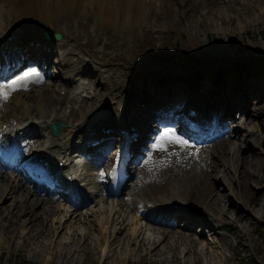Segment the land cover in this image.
Listing matches in <instances>:
<instances>
[{
    "label": "bare ground",
    "instance_id": "1",
    "mask_svg": "<svg viewBox=\"0 0 264 264\" xmlns=\"http://www.w3.org/2000/svg\"><path fill=\"white\" fill-rule=\"evenodd\" d=\"M47 1L48 0H37L36 2L39 13L41 14L40 16L34 17L33 12H30L27 17L23 15L25 11L20 10L19 13L24 17L18 18L16 0H0V72L2 71L3 75H9L22 63L34 61L40 64L42 60L46 58L48 60L50 56L45 57L46 53L57 55L59 59L58 62L61 66L62 63L71 66L74 62L72 57L68 56L72 48L67 47L68 42L66 40L61 43L52 44L45 43L43 39L38 37H36L34 41V39L24 40L15 36L17 35V26L23 24L24 21H34V19H37V23L41 25V29H47L49 31L53 28L52 26L55 25L54 20L56 21L62 17H66V20H69L71 17H74L75 10L78 7L77 0H65L62 10L57 12V18L53 19L54 13L45 12ZM113 1L114 0H83V4L90 6L98 4L100 13L96 21L100 27L106 26L107 22V26H109L110 23L111 26L116 25L115 21H111L109 17L102 15V8L105 7L106 2L110 3V7L114 8L116 12L115 14L119 16L122 14L127 21L122 23L123 26L119 27L121 28L120 32L124 31L134 18L139 22V16H142L146 22H150L149 16L151 12L158 9L160 5H162V2H167V0H117L116 4H113ZM135 1L137 2L136 12L134 11ZM177 1L184 4L183 9H185L186 6L192 5L196 12L197 18H186L184 20L183 26L189 35L196 37L202 44L208 43L210 46L208 33L206 31L208 24L212 25V22H214L213 24H216L214 28L217 32L228 34L233 32L235 28H238L237 30L242 34L248 19H252L253 24H255V21L258 19L255 14L253 17H247L245 14L249 13V15H252L254 12L251 11L253 10L251 9V2L263 3L264 0H250L251 2H249V0H230V3L224 1L225 3L222 5L216 3L220 0ZM237 2L239 5L243 4V8L235 6ZM227 4H230V9H232L231 12L236 11V17L230 16L229 14L226 15V13H228L227 10H229ZM260 8L262 14H264V5L260 6ZM183 9H179V11L184 12ZM6 13L9 14L10 17H6ZM79 14H81V11H79L76 16H79ZM14 15H16V23L10 21L11 17ZM4 27L10 28L4 29L5 33H3L2 28ZM203 31L205 37L201 38L200 32ZM28 37L33 38L31 36ZM261 40V44L253 42L252 53L257 52L258 54L261 52V47L263 46L264 48V38L261 37ZM11 41V49L6 50L5 46L8 47ZM219 47L221 48L222 44H220ZM8 51H10V53H7ZM90 57L95 63L106 66L105 71H107V75L100 73L99 68L94 66L91 67L87 59L85 61L82 60L81 64L77 67H71L70 71L66 73L67 75H63L62 77L70 78L71 82L74 80L75 74H90L95 78L94 81L97 80L98 84L103 87L105 94L110 96L108 97L109 99L111 97H118L113 104L108 105L109 116L107 117H104L101 110L96 112L93 108L95 104L98 103L96 97H91L88 103L81 99L80 109L78 111L71 108L66 112L64 100L69 98L67 97V93L68 96L70 95L69 91L62 95L60 93V88L62 87H60L61 84L59 82L47 85L44 84L45 82H41L36 78L27 83L26 80L28 78L25 79L26 75L22 78L18 77L16 79L18 81L14 80L6 85L5 89L10 92L9 95H11V98L6 99L0 96V135L7 140L13 138L16 131L24 134L29 128H27V123L42 128V124L48 120L46 127L51 120L54 122L58 121V119L65 120L68 127L59 128L56 137H54V134L50 135L49 132L45 134L44 131H40L36 134L37 138L35 142L40 150L35 151L32 155L40 154L43 159L48 158L50 161L55 159V166L51 167L50 164L49 167L51 168V172L55 175L60 172L59 169H64L62 182L66 180L68 174H72L73 176L71 180H68L66 185L58 187L60 190L66 189L68 195L66 193L62 194V198L69 203L68 207H66L61 201H56L54 203L51 197L45 198L39 193L40 187L38 184L41 180L35 181L33 179L39 169H35L34 173L28 175L26 178L29 183L34 184V189L28 187L21 179L17 178L16 175L13 176L0 171V231L4 234V240L10 241L21 238L25 244H28L39 241L38 238L40 237L50 238L52 235L54 236V234H56V236L60 235L55 244L61 245L62 247L60 250H51V256L59 253L58 256H62L68 263L77 260V255L81 254H77L78 251L83 253L94 251L97 253L96 262L102 264H129L133 257L148 258L150 263L155 257H158V260L176 262L180 248L186 252L193 253L195 264L198 261V250L203 251L205 255L208 254L211 258V256H213V251L210 248L211 246L208 242H203L200 235H194L193 232L171 226L163 227L147 224L149 223L147 221V223L142 224L140 215H142V218H147L149 211H152L154 208H161L159 216L165 223L174 225L179 218L185 217L184 225L188 227L187 230L193 228L195 223L202 222V225L211 228L208 229L207 232L213 230L212 234L217 231L216 229L222 228L225 222L234 223L236 220H241L238 214L242 211L241 208L243 207L250 211V215L256 216L257 218L261 217L255 209L258 198H255L253 202L246 203L243 196L244 188H246L251 179L256 176L255 168L258 162H260V151L256 150L257 153L251 157H248L249 153L247 154V152H244L243 155L241 149L244 146L232 140L231 133L227 139L218 142L217 146H223V150L212 149L211 154L213 157H218V152L225 154L226 157L227 155L230 156L233 160L231 162L232 168L236 169L239 175H242V178L238 176L236 180V184H240L238 189L229 187L228 190L230 189L232 194L227 195L223 191L224 188H218L215 175H211L210 172H218L219 176L224 179L230 177L232 168L224 163L222 169L219 167L215 168L216 160L214 161L209 158L207 152H203L201 157L199 155V153H201L199 148L188 147L189 139L196 135V132L185 133L183 139L186 141V144H179L182 147L169 148L172 143H165V150L163 151L158 150L159 148L157 147L161 137V134H158L155 137L153 149H149L150 160L152 161L148 162L140 169L137 175L138 177L134 181L135 184L131 188H127V190L118 197L119 200L115 202V204L108 197L101 198L90 206H86V210L82 214L81 211L72 208L73 204L70 202V196L75 195L76 199L77 197H82V201H88L85 204L89 205L92 199L89 200L86 196L91 197L93 191L86 190L85 188L92 187L94 183H92L93 177L89 173L79 172L77 167L71 168L74 162L71 158L70 150L74 146V143H72L73 137L77 136L76 130L78 128L75 127V125L84 123L89 120L90 116L95 117L101 113L102 116L100 118H95V122L97 123L96 127L87 130L82 128V133L86 132L87 134H80V137L84 136L87 140L91 138H100V141H106V137L108 136L102 131V128L105 127H114L119 133L120 131L124 132L126 129L130 133L131 128L135 125L136 130L139 129L140 132L144 131L146 127L139 123V120L135 116L129 114L124 116L121 114V110L138 107L135 103L139 100L143 107L136 112V115L140 114L146 107L148 110H154L152 116L160 117L161 113L164 114L166 112L165 109L171 105V102L180 100V94L186 93V88L183 86L187 85H182L184 82L176 81L174 78L175 83L169 82L170 93H165L162 97L155 96L154 94L137 95L141 93L140 91L142 90L148 91L150 88L160 85V83H157L151 86L150 82H147L140 91L138 89H135L134 92L126 91L123 87L122 92L117 95L118 91L127 82L125 77L116 73V70L119 68L118 65H113L112 61H105L100 56H95L94 52L90 54ZM215 57L217 60L211 62L220 63V68L211 70V76L214 82H207V87L210 85L212 88H222L227 84H233V82L239 83L240 86H245L247 84L246 81L250 77H246L244 73L246 69L241 62L243 56L231 50L220 49L215 53ZM68 58H70L71 61L68 60ZM235 59H239L240 61L235 62ZM16 60H19L18 64ZM8 64H10V67L7 66ZM46 64L49 66L50 62L48 61ZM221 66L227 67L224 73L220 72ZM255 69L257 70L258 67ZM175 76L176 78L178 77L177 75ZM240 76H242L243 79L238 80L237 78ZM251 76L254 80L258 77L257 74ZM190 81L194 82L195 79L191 77ZM9 85L13 87H9ZM88 87H90V85ZM65 88L68 89L67 85ZM115 88H118L116 93L114 92ZM13 98L20 102V109L18 106H15L14 112H8L7 107L11 104ZM262 100L264 99L262 98L258 101L253 100L250 102L251 107L247 106L249 101L246 103L245 100L240 99L238 96L228 98V100H225L226 103H220L218 99H210L209 102L213 103L214 107L217 105L221 106L223 114L222 120L224 116H229L231 119L235 118L233 113L229 111V107H235L244 113L245 118H241L239 119L241 121L235 123L232 132L237 133V130L242 129L244 134L247 137H252L251 140L255 139L258 145L264 143V118L262 116L264 115V101ZM185 102L186 100L184 103ZM86 104H89L91 108L87 109L85 107ZM185 106L186 105L182 104L181 109L186 112L187 109ZM149 116L150 114L145 115V118L150 119ZM117 119H121L118 126L115 125ZM138 135L139 137L142 136L139 133ZM210 138L211 135L207 134L201 141H208ZM111 139L112 143L108 141H106V143L116 148V141L113 138ZM198 139H201V137H198ZM132 143L134 144L133 147H135L137 141L132 140ZM262 145L264 146V144ZM249 149L251 150L252 148L249 147ZM134 154L135 153L130 154V157H133ZM262 155L263 157H261L264 158V151H262ZM112 157L108 154L104 155V164L98 166L99 168L97 169L101 174V180L104 182H106L105 174L107 173V167L113 166L117 160V156L113 155ZM31 158L32 156L29 157L28 160ZM58 161H62L61 168L57 165ZM263 161L264 160H262V162ZM8 164L9 163L6 165ZM209 165V172H207L206 175L205 167ZM240 165L242 168H240ZM123 167L127 168L125 165L120 166L122 169ZM40 170L43 169L40 168ZM80 174L82 175L80 180L86 185L84 189L82 188L81 190L78 188V183L76 182V177ZM127 176H129V174H127ZM261 178H264V174L261 177L256 176V179L253 180L254 186L257 187L259 185ZM70 185H74V187L71 188ZM104 192L107 196H110L106 185L104 187ZM259 192L260 191H258V193ZM135 194L139 195V197L135 196ZM124 195L128 196L123 197ZM232 195L237 200H232L230 197ZM8 196L10 197L8 198ZM262 205H264V202H262ZM188 206H190L192 212L197 213V215L194 213H187ZM232 207L239 208L235 213H232ZM66 218H70V220L73 219L74 222H77L78 226L69 234L67 233V229H70L69 227H66V230L63 229V224L67 220ZM88 220L92 222H89V225L87 223ZM80 223H84V226H81ZM90 228L91 230H89ZM92 230H96L97 233L95 234ZM146 230H148L149 233H146ZM89 233L91 235V240H88ZM209 238L211 237H207V239ZM37 243L40 249L46 246L44 241ZM47 245H50V241L47 242ZM85 261L86 259L83 258L79 264H85ZM184 264L187 263L184 262Z\"/></svg>",
    "mask_w": 264,
    "mask_h": 264
},
{
    "label": "rangeland",
    "instance_id": "2",
    "mask_svg": "<svg viewBox=\"0 0 264 264\" xmlns=\"http://www.w3.org/2000/svg\"><path fill=\"white\" fill-rule=\"evenodd\" d=\"M116 1L117 0H114L113 4H116ZM224 1H226V3L231 2L230 0H220L216 3L222 5L225 3ZM36 2L37 0H16L18 11L17 17H28L30 12H33L34 17L40 16L41 14L39 13ZM64 2L65 0H48L46 3L45 12L48 11L49 13H54L53 19L57 18V12L62 10ZM249 2L251 1L249 0ZM77 3L78 7L75 10L74 17H71L69 20H66V17H62L56 21L54 20L55 25L52 26L53 28H51V30L54 32H59L61 34L60 37H47V35L44 33L46 29H41V25L37 23V19H34V21H24L23 24L17 26V35H20V37L24 40H32L37 36L38 38L45 39L51 43L66 40L68 42L67 47L72 48V51L68 54V56H71L73 61L77 63L78 59H88V64H90V66L99 68V72L103 75H107V71H105L106 66L101 65L100 63H95L90 57V54L94 52L95 56H100L105 61H112L113 65L117 64L119 67L116 70V73L121 74L127 79V82L118 91L117 95L122 92L123 87L126 91L134 92L135 89L140 91L142 88H144L143 86L147 82H150L151 86L160 83L157 93L162 94L164 89L169 86L168 83L170 81L174 82L175 78L176 81L184 82L182 84L194 85V87L195 85L199 86L200 90L195 93L198 94V96L204 98L207 95V89H202L201 82H214V79L211 76V70L220 68V63L211 61L217 60L215 53L218 50L227 49L238 53L240 56H243L241 58V62L246 69L244 73L246 74V77L250 78H248L246 81L247 84L245 86H240L239 83H236L227 84L222 88L216 87L217 89H210V96H213V94H229L230 92L244 91L245 96H247L249 99L248 107H251L250 102L253 100L258 101V99L264 94L263 46L261 47L260 53H252V47L254 44L253 42L261 44V37L264 38V14H262L260 8V6L264 5V1L263 3L260 2L262 4L258 2H251V9H253L251 11L254 12L252 15H249V13L245 14L247 17H253L255 14L256 18L258 19L255 21V24H253L252 19H248L242 34H240V31L237 30L238 28H235L233 32L228 34L217 32V30L214 28V26H216V24H213L214 22H212V25L208 24L206 31L208 33L210 46L208 43L202 44L197 40L196 37L189 35L183 26L184 20L186 18H197L196 12L194 11L192 5L186 6V8L183 9L184 4H179L177 0H167V2H162V5H160L158 9H155L151 12L149 16L150 22H146L142 16H139V22L134 18L130 21L127 28L122 32H120L121 28L119 27L123 26L122 23L127 21L122 14H120V16L115 14L116 12L114 8L110 7V3L106 2L105 7L101 10L102 15L109 17L111 21H115L116 25L111 26L110 23V25L107 26V22V25L102 26V28L98 26L96 21L98 14L100 13L98 4L93 6L86 5L83 4V0H77ZM134 4V11L136 12L137 2L135 1ZM150 5L152 6L151 2ZM235 6L238 8H243V4L239 5L238 2L237 4L235 3ZM227 7L229 10H227L228 13H226V15L229 14L230 16H237L236 11L231 12L232 9H230V4H227ZM179 9H183L184 12H180ZM20 10L25 11L23 12L24 16H21L19 13ZM79 11H81V14L76 16ZM41 12L44 13L43 11ZM6 17H10V15L6 13ZM15 17L16 15L11 17L10 21H12V23H16L17 20ZM10 27L2 28L3 33H5L4 29H9ZM34 27H38V30H35ZM203 33L204 31L200 32L201 38L205 37ZM28 36L33 38H29ZM220 44H222L221 48L219 47ZM47 56L50 55L48 54ZM49 60V66L45 65L46 68H41L40 72L46 77L40 74L38 75L40 76V80L45 82L44 84L52 85V83L54 84L55 82H59L61 84L60 87H62L60 88V93L62 95L66 94L67 91L70 92L69 94L73 97L68 96L67 93V97L69 98L64 100V106L66 107L67 112L70 107H73L78 111L80 109V99H84L88 103L91 97H96L98 103L93 107L95 111L97 112L98 110H101L104 116L109 114L108 105L113 104L118 99V97H111L109 99L108 97L110 96L105 94L103 87L97 83V80L94 81L95 78L92 76L87 78L86 81V75H83L80 79L72 82L71 85H69V83H67L64 78L61 77V74L66 75L65 73L70 69V67L66 64H63L62 67L58 62V56L55 54L51 55ZM68 60L71 61L70 58ZM239 61V59H235V62ZM44 62L45 60L42 63ZM215 64H218V66ZM221 67L224 68H221L220 72L224 73L227 67ZM256 67H258L257 70L255 69ZM256 74L258 77L254 80L251 75ZM175 75L178 77L176 78ZM191 77L195 79L194 82L190 81ZM237 79L240 80L243 79V77L240 76ZM187 81H189L191 84H189ZM83 82L88 84L82 85ZM66 85H69L68 88H70V90L65 88ZM89 85L90 87H88ZM5 87L4 81L0 80V91L7 92L6 99L11 98V95H9L10 92L7 91ZM117 90L118 88H115L114 92L116 93ZM187 103L192 107L196 106L193 95H190ZM15 106H18L20 109V102L13 98L11 104H9L7 107V111L14 112ZM176 106L177 105H174L173 108H176ZM85 107L87 109L91 108L89 104H86ZM102 114L99 113L95 116V118H100ZM233 116H235V118L232 121H228L229 128L235 125L237 121H241L239 119L245 118V114L237 111L236 109L233 111ZM262 116L264 118V115ZM95 118L94 116H90L87 123L80 124L79 128L92 123L90 121H95ZM60 121L63 124L60 125L59 128L68 127L64 119H58L56 123ZM44 129L46 132L48 129L50 130V125L46 128V124H44ZM237 131V135L235 132H230L231 139L244 146L241 149L243 155L244 152H247V154L249 153L248 157H251L257 153L256 150L260 151V162H258L256 165L255 173L256 176L261 177L264 174V161L262 162V160H264V158H262V151H264V146L262 144L264 143L257 145L255 139L251 140L252 137H247L242 129ZM50 134H52V132ZM56 136L54 135V137ZM208 142L213 144L216 141ZM205 145L206 142L199 143L198 145L200 148L199 151L201 152L199 153L198 151V153L201 157L203 152H207L209 158L213 159L214 161L216 160L215 168L219 167L222 169L223 163L227 166L229 165L232 168L231 162L233 160L230 158V156L227 155L226 157L225 154H222L221 152H218V157H213L211 154L212 149L221 151L224 149L223 146H217L218 143H216L212 146H209V148H204ZM249 147L252 149L250 150ZM54 164L55 160L52 165ZM209 168L210 165L205 167L206 175L207 172H209ZM240 168H242L241 165ZM231 170L232 174H230V177H226L224 179L219 176L218 172H210L211 175H215L218 188H224L223 191L227 195L232 194L230 189L228 190L229 187L238 189L240 185L236 184L238 176L239 178H242V175H239V172L236 169L232 168ZM256 176H254L246 188H244L243 196L246 203L253 202L255 198H258V203L255 206V209L261 217L257 218L256 216L250 215V211L243 207L241 208L242 211H240L238 214V216L241 217V220H236L234 223L225 222L224 226L222 228L216 229L217 231H215L213 234V230L206 232V234H200L202 241L208 242L211 246L210 248L213 251V256L210 258L208 254L205 255L203 251L198 250V261L196 264H246L243 261V258L252 259L257 264H264V205H262V202H264V178H261L259 185L256 187L253 183V180L256 179ZM258 191L260 192L258 193ZM135 196L139 197L137 194H135ZM9 197L10 196H8V198ZM50 197V195L45 196V198ZM230 197L232 200L236 199L233 195ZM101 198H103L101 195L95 196L96 200ZM112 201L114 204L117 202L116 200ZM55 202L56 201H54V203ZM238 208L239 207H232V213H235ZM76 209L81 211L83 214L86 210V206L82 205ZM140 220L142 224H145L146 221L144 219ZM89 222L92 223L88 220V225L90 224ZM178 223L179 225L177 224L176 227L182 230L186 229L182 225L183 222L178 220ZM63 225V229L66 227L70 228L69 230L67 229L68 234L78 227L77 222H74L73 219L70 220V218H68ZM80 225L84 226V223H80ZM196 226L197 225H195V227ZM195 227L191 229L190 232L195 233ZM206 229L211 228L208 227ZM89 230H91V228ZM198 230H196V233ZM92 232L95 234L97 233L96 230H92ZM146 233H149V231L146 230ZM59 236L60 235L56 236V234H54V236L52 235L50 238L40 237L38 238L39 241L25 244L21 238L5 241L4 234L0 231V264H16L21 259H25L33 264H79L83 258L86 259L85 264H102L100 262H96L97 253L94 251H90L89 253L88 251L86 253L78 251L77 254H81L77 255V260L72 263H68L63 259L62 256L59 257V253L53 254V256H51V250H60L62 247L61 245L55 244ZM207 237L211 238L207 239ZM48 239L50 241V245H47V242H49ZM88 240H91L90 233ZM40 241H44L46 243V246L42 247L41 249L37 243ZM184 262L187 264H195V261L193 260V253L186 252L180 248L176 262H171L169 260H158V257H155L150 263L148 258L143 259L133 257L131 258L129 264H184Z\"/></svg>",
    "mask_w": 264,
    "mask_h": 264
},
{
    "label": "snow or ice",
    "instance_id": "3",
    "mask_svg": "<svg viewBox=\"0 0 264 264\" xmlns=\"http://www.w3.org/2000/svg\"><path fill=\"white\" fill-rule=\"evenodd\" d=\"M31 75L32 73L26 74L25 79H27ZM9 87H13V86L9 85ZM0 96H3L6 98L7 92L0 91ZM165 143L186 144V141L178 137L173 131L169 130L161 134L157 147L162 150L165 146Z\"/></svg>",
    "mask_w": 264,
    "mask_h": 264
},
{
    "label": "trees",
    "instance_id": "4",
    "mask_svg": "<svg viewBox=\"0 0 264 264\" xmlns=\"http://www.w3.org/2000/svg\"><path fill=\"white\" fill-rule=\"evenodd\" d=\"M243 261L246 263V264H257L255 261H253L252 259H248V258H243ZM16 264H33L25 259H21L18 261V263Z\"/></svg>",
    "mask_w": 264,
    "mask_h": 264
},
{
    "label": "water",
    "instance_id": "5",
    "mask_svg": "<svg viewBox=\"0 0 264 264\" xmlns=\"http://www.w3.org/2000/svg\"><path fill=\"white\" fill-rule=\"evenodd\" d=\"M54 126V129H56V126L55 125H53Z\"/></svg>",
    "mask_w": 264,
    "mask_h": 264
}]
</instances>
